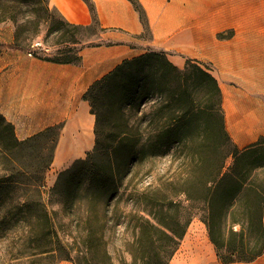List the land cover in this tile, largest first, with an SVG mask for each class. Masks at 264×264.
<instances>
[{"label":"trees","instance_id":"16d2710c","mask_svg":"<svg viewBox=\"0 0 264 264\" xmlns=\"http://www.w3.org/2000/svg\"><path fill=\"white\" fill-rule=\"evenodd\" d=\"M83 1L92 15L88 25L69 22L50 0H0V25L14 24L7 49L79 65L85 48L122 44L93 43L115 29L101 25L93 0ZM129 1L148 29L141 2ZM84 100L96 117L95 144L59 173L48 202L58 208L51 210L43 187L63 124L20 141L14 125L0 114L1 159L9 164L0 172V230L15 216L30 217L28 236L35 238V248L47 244L37 251L44 253L62 244L60 226L76 220V227L87 229L83 242L104 247V259L91 254L71 260L74 264H170L199 216L221 263L252 262L264 254V136L242 149L235 145L226 128L223 92L207 68L190 59L181 68L164 50H150L95 81ZM152 100L156 106L145 138L141 122L131 125L124 108L138 111ZM26 149L33 152L22 163L16 154ZM44 150L50 154L44 156ZM172 150L173 159L182 158L179 169L141 182L149 173L145 161ZM229 157L233 162L227 166ZM134 178L138 184L131 186ZM184 203L198 204L201 213L187 216ZM111 209L118 221L127 218L126 228L132 230L117 258L105 237Z\"/></svg>","mask_w":264,"mask_h":264},{"label":"crops","instance_id":"0c3cea01","mask_svg":"<svg viewBox=\"0 0 264 264\" xmlns=\"http://www.w3.org/2000/svg\"><path fill=\"white\" fill-rule=\"evenodd\" d=\"M60 1L64 11L55 6L69 22L91 23L83 0ZM139 1L156 47L183 55L179 67L190 59L216 77L226 128L235 145L242 149L264 136V0ZM93 2L103 27L129 36L144 31L129 0ZM228 32L233 35L218 37ZM81 55L82 62L75 65L43 61L13 49L0 52V114L14 125L20 141L63 124L55 150L59 169L69 160L83 158L95 144L96 117L85 93L123 60L140 53L118 44L85 48ZM170 264H223L199 218L190 223ZM229 264H264V254L252 262Z\"/></svg>","mask_w":264,"mask_h":264},{"label":"rangeland","instance_id":"374dc122","mask_svg":"<svg viewBox=\"0 0 264 264\" xmlns=\"http://www.w3.org/2000/svg\"><path fill=\"white\" fill-rule=\"evenodd\" d=\"M51 2V0H50ZM52 6L55 4L51 3ZM58 10L59 8L55 6ZM60 11V10H59ZM61 12V11H60ZM65 17V15L61 12ZM66 18V17H65ZM67 19V18H66ZM149 23V22H148ZM14 34V24L9 22L6 24L0 25V52L7 49V46L12 42ZM231 34V32H228ZM95 44L99 43H122L128 44L134 49V52L143 54L150 50H164L171 61L176 65L181 66V63L184 61L183 55L177 51H168L160 47H156L153 41V33L150 29L144 30L141 34L135 36H129L121 31L109 32L101 37V39H96L93 41ZM185 66V65H184ZM156 102L152 100L144 105L140 110L135 111L133 107L125 106L126 115L129 118V123L134 127L141 122L142 129L145 130V138L149 136V124L151 120V112L155 109ZM147 115V116H145ZM145 116V117H144ZM109 118V115H107ZM107 124V120H105ZM108 125V124H107ZM45 141H41V144H44ZM94 144L90 151L93 149ZM32 149L20 150L16 154V158L22 163L26 161L29 157V154H32ZM172 151L170 153L158 160L148 158L145 161L144 169L149 171L148 175L141 180L145 184L150 181L157 180L161 174H164L171 168L172 172L179 169L181 165L182 158L177 157L172 158ZM44 156H48L50 151H42ZM2 153L0 151V172L4 173L5 168H9V164L5 163V159H1ZM86 157V155L84 156ZM83 157V158H84ZM76 159L69 160L65 167L61 169L57 168L55 165V154L53 163L50 166L49 170L45 175L44 181V199L48 205V209L51 210L58 208L57 204H50L49 195L52 187L55 185L58 175L61 171L71 167ZM233 162L232 157L227 159V166L231 165ZM131 178L129 174L126 181ZM139 178H134L131 186L138 184ZM129 207L126 208L129 210L133 202H129ZM184 209L187 212V216L194 213H201L198 204H194L191 207L188 203H184ZM109 215V221L105 229V237L109 240V252L114 258L120 254V249L123 247V241L125 238L132 237V230L126 228L127 218L124 216L118 221V214L115 210L111 209ZM196 218H199L197 216ZM30 217L24 218L20 215L15 216L10 225H8L4 230H0V264H60V263H73L71 260H75L77 257H83L85 255L95 254L97 259L103 261L104 259V247H95L83 242L87 229H81L76 227V220L66 221L65 226H60V237L62 244L56 248L54 251L38 253L40 249H45L46 243L43 246L39 245L38 248H35L36 241L35 238L28 236V226L27 221H30ZM200 219V218H199ZM1 221V219H0ZM69 255L70 260H66L65 257ZM74 264V263H73Z\"/></svg>","mask_w":264,"mask_h":264},{"label":"bare ground","instance_id":"6f19581e","mask_svg":"<svg viewBox=\"0 0 264 264\" xmlns=\"http://www.w3.org/2000/svg\"><path fill=\"white\" fill-rule=\"evenodd\" d=\"M51 3L56 4L62 11H64V8H63L60 0H51ZM57 161L58 160H56V163H57Z\"/></svg>","mask_w":264,"mask_h":264}]
</instances>
